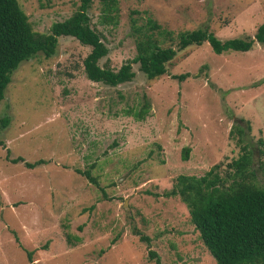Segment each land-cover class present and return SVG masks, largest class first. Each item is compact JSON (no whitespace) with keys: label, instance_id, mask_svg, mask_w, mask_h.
Instances as JSON below:
<instances>
[{"label":"rangeland","instance_id":"374dc122","mask_svg":"<svg viewBox=\"0 0 264 264\" xmlns=\"http://www.w3.org/2000/svg\"><path fill=\"white\" fill-rule=\"evenodd\" d=\"M16 1L38 34L79 3ZM116 2L113 23L102 22L100 0H90L86 10L107 50L97 65L113 71L134 56L132 22L154 20L170 32L159 36L160 46L173 50L184 31L204 28L219 40L245 38L264 22V0ZM88 51L73 38L58 37L52 56L37 53L20 63L4 88L0 264H153L147 251L159 264H214L184 205L162 193L176 176L199 177L213 165L222 177L244 144L262 183L264 47L214 55L201 43L176 51L165 73L151 81L130 64L132 79L114 87L85 79L81 60ZM178 75L183 78H172ZM142 103L147 109L139 120ZM15 157L42 163L26 169L9 162ZM75 170L88 171L97 187ZM22 250L30 252L29 262Z\"/></svg>","mask_w":264,"mask_h":264},{"label":"trees","instance_id":"16d2710c","mask_svg":"<svg viewBox=\"0 0 264 264\" xmlns=\"http://www.w3.org/2000/svg\"><path fill=\"white\" fill-rule=\"evenodd\" d=\"M90 0H79L76 9L65 19L49 25L46 34H38L30 29L26 16L16 0H0V100L10 74L16 67L37 53L44 58L55 52L58 37H70L82 46L89 47L81 60L82 72L86 80L114 87L129 82L133 77L130 64H135L138 72L147 81L165 73L166 64L175 52L190 46L206 43L214 55L226 52H247L254 44L264 47V22L259 24L251 37L219 40L204 28L184 31L176 35L175 49L161 47V37L170 35L154 20L146 18L144 24L130 25L134 36V56L121 64L115 71L97 65L106 55V48L100 35L89 26L86 10ZM101 20L113 23L117 13L116 0H100ZM160 38V39H159ZM181 80L183 76H172ZM264 82V79L261 81ZM147 105L142 103L135 113L141 120ZM7 124V118H0V128ZM238 135L240 129L236 128ZM7 152V151H6ZM187 148L181 149L180 160L185 161ZM251 150L248 144L240 147L239 156L225 165L223 176L218 173V165L211 166L202 176L178 175L169 191L163 197L176 196L184 205L188 222L212 258L214 264H264V169L262 183H257L255 171L250 167ZM11 164L22 162L26 169L41 164L40 160L26 163L20 157L9 159ZM90 184L97 187L94 177L88 171H78ZM88 209H91L90 207ZM13 241L17 243L14 234ZM139 242L148 238L136 234ZM78 239L75 238L74 241ZM66 243L70 244L68 237ZM26 261L30 252L22 250ZM148 260L159 264L157 256L147 251Z\"/></svg>","mask_w":264,"mask_h":264}]
</instances>
